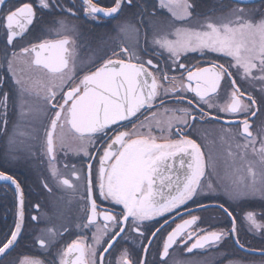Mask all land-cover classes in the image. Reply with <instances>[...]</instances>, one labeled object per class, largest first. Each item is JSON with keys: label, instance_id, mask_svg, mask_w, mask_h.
<instances>
[{"label": "snow or ice", "instance_id": "snow-or-ice-1", "mask_svg": "<svg viewBox=\"0 0 264 264\" xmlns=\"http://www.w3.org/2000/svg\"><path fill=\"white\" fill-rule=\"evenodd\" d=\"M158 2L161 9L171 13L174 23L186 25L188 20L194 18L195 4L189 0ZM237 2L245 3L247 0ZM125 6H134L133 0H111L109 6H102L97 0H82L83 13L96 20L101 15L115 18ZM37 7L51 11L59 5L55 0H37L36 7L27 0H13L11 3L10 0H0V29L4 32L5 44L13 49L5 55L4 60L6 70L13 77L20 106L31 112L25 97L33 96L51 112V116L45 113L49 121L44 130L45 152L52 164L50 179L58 186L75 188L72 179L64 177L54 166L57 128L62 130L58 137L62 147L63 129L67 126L80 144L75 151L83 152L89 161L98 159L99 163L95 180L91 162L84 165L82 199L85 208L82 223L76 225L82 230L95 228L91 236L92 243L88 244L86 239L74 240L60 253L59 264H106L104 254L111 255L110 250L129 234L143 238L141 243L145 256L133 260L128 250L123 249L115 258V264H147L146 254L149 249L143 245V240L148 238L142 229L147 228L152 237H157L167 227L168 220L165 219L159 227L146 222L173 213L189 201L196 203L200 197L220 198V194L212 195L216 192L213 185L205 184L202 180L206 175V164L200 144L189 133L181 132V128L191 129L198 122L209 119L222 121L225 116H231L234 118L233 123L242 126L240 135L246 142L236 145V156L241 167H236L234 172L239 174L243 171L246 175H238L237 179L224 187L222 195L226 202L257 195L264 198V123L257 133L251 131V118L259 111L257 101L237 83V79L256 81L262 85L260 90L264 92V17L254 22L246 18L243 7H235L231 9L233 18L221 23L205 19L198 25L172 26L167 31H159L153 26L154 21H148L153 32L152 54L158 51L156 58L161 59L162 64L154 63L153 58H144L151 55L148 48H144L142 56L134 49L121 47L120 51L126 59L104 60L94 71L78 77L75 64L77 54L68 36L57 41L43 40L14 50V42L18 38L22 39L35 26ZM61 11L76 15L73 8ZM140 15L139 22L143 23L144 15L155 17L156 12L142 9ZM56 23L64 32L69 30L65 21L58 20ZM118 28L121 33L131 29L139 36V29L129 24H121ZM144 35L147 44V32ZM192 53L201 56L221 55L230 58L231 62L225 66L209 60L204 67L188 66L181 62ZM16 63H26L30 69L47 72L50 79L42 81L31 77L20 78L14 67ZM169 72H179L180 76H169ZM234 72L238 75L234 76ZM4 83L5 79L0 75V87ZM225 85L228 88L226 100L219 104V93ZM189 94H192V100L188 99ZM8 101L9 93L5 91L0 95V108L5 117L0 124L4 131L8 123ZM168 104H183L187 107H167ZM205 108L209 111H205ZM161 109L163 119H160ZM212 110H216L219 115L213 116ZM142 116L143 120L140 119ZM152 124L155 130L170 135L154 136ZM172 134L178 138L173 139ZM96 138L102 141L99 147L93 144ZM8 145L13 157L16 153L29 151V146L18 140L15 132L9 137ZM87 145H92L100 155L94 157L87 151ZM249 152L252 158H249ZM70 176L79 182L82 170L72 165ZM0 180L11 181L18 194L14 228L0 240V256H4L19 243L23 235L24 192L20 182L7 172L0 171ZM43 187L48 192L52 191L47 181L43 182ZM97 199L120 207L114 214L112 208H101ZM208 206L217 207L230 217V228L210 232L199 229L197 222L200 218L189 213V219H182L167 232L159 253L161 264H167L166 258L173 245H183L191 253L193 249L232 238L237 245L244 247L240 244L237 219L232 212L223 204ZM33 207L42 210L39 203ZM199 207L202 209L206 206ZM31 219L38 221L41 217L33 215ZM244 219L251 228L264 229V223L257 221L256 213L249 211L244 214ZM194 225L197 227L193 228ZM67 230L65 227L64 231ZM42 231L51 239H39L41 247L50 246L55 242V237L61 235L55 227ZM193 237L195 242L189 246ZM152 242L148 240V244ZM73 253L76 254L74 260L69 258ZM261 254L264 255V250ZM16 264L43 262L24 255Z\"/></svg>", "mask_w": 264, "mask_h": 264}, {"label": "flooded vegetation", "instance_id": "flooded-vegetation-1", "mask_svg": "<svg viewBox=\"0 0 264 264\" xmlns=\"http://www.w3.org/2000/svg\"><path fill=\"white\" fill-rule=\"evenodd\" d=\"M11 2L13 0H10ZM27 2H32L34 7L37 6V0H27ZM55 2L59 7L51 11L37 7L38 19L35 26L22 39L18 38L14 42V50L18 51L21 47L39 43L43 40L57 41L64 38V36H68L72 41L71 47L75 49L77 54L75 56V64L78 77L94 71L104 60L126 59L125 55L120 51L121 47H128L130 50L134 49L142 56L144 55V48H148L151 55L144 58H153L154 63L162 64V60L156 58L158 51L152 54L151 38L153 32L150 30L148 21H154L153 26L159 31H167L172 26L198 25L204 22L205 19L221 23L233 18L231 9L235 7H243L246 18H251L254 22L264 17V0H247L245 3H238L237 0H189V2L195 4V11L194 18L188 20L186 25H182L180 22L174 23L171 13L167 9H161L158 0H133L134 6H125L123 11L115 18L101 15L98 20L83 13L82 0H55ZM97 2L102 6H109L111 0H97ZM67 8H73L76 15L73 16L66 11H61V9ZM142 9H146L148 12L155 11L156 16L144 15V22L141 23L139 21L141 20ZM58 20L65 21L69 30L64 32L61 26L56 23ZM121 24H129L139 29V36L131 29L121 33L118 28ZM145 32H147V44L145 43ZM138 39L139 44H137ZM12 50L5 44L4 32L0 29V75L5 79V83L0 87V95L5 91L9 93L7 130L4 131L2 124H0V171L7 172L8 175L15 177L20 182L24 192L25 213L23 235L19 243L7 255L0 257V264H16V261L24 255L38 258L43 264H59L60 253L74 240L80 238L86 239L88 244L92 243L91 236L95 228L82 230L77 228L76 225L82 223L85 208V202L82 199L84 195V165L91 162L95 180L99 163L98 159L89 161L83 152L75 151L79 149L80 144L74 139L67 126L63 129L64 146L62 147L58 139L62 130L57 128L54 166L64 177L72 179L75 188H62L50 179L52 164L49 162L45 152L44 130L49 123L45 113H47V116H51V112L43 105L42 101L33 96L25 97L27 105L32 111L29 112L28 108H21L13 77L6 70L4 60L5 55ZM209 60L218 61L225 64V66L231 62L230 58L221 55L201 56L199 53L189 54L181 62L188 66L198 65L204 67L206 66L205 62ZM14 67L20 78L31 77L33 80L42 81L50 79L49 73L30 69L26 63H16ZM168 75L179 77L180 73L169 72ZM233 75L236 76L238 74L234 72ZM237 83L241 89H247L256 98L259 111L250 121L252 124L251 131L255 134L258 132L260 125L264 123V92L260 90L262 85L256 81L243 79H237ZM227 91L228 88L225 85L219 93V104L225 102ZM188 99H193L192 94L188 95ZM166 106L187 107V105L183 104H168ZM159 111L161 112L160 119H163V110ZM205 111L209 110L205 108ZM145 115H148V113H145ZM212 115H219V113L216 110H212ZM4 118L3 109L0 108V122ZM140 119L143 120L144 117L142 116ZM233 120V117L225 116L222 121L209 119L205 122L196 123L191 129L181 128V132L189 133L191 138L200 144L206 164V175L202 180L205 184L211 183L216 189V192L212 195L220 194V198L200 197L197 198L196 203L189 201L173 213L166 214L164 217H156L154 221L146 222L149 225L154 224L155 227H159L160 224L164 223L165 219L168 220L167 227L157 237H152L147 228L142 229L148 238L143 240V245H146L149 249L146 254L147 264H161L159 253L162 250V244L167 232L171 231L182 219H189V213L200 218L197 222L199 229L210 232L230 228V217L219 208L208 206L218 203L223 204L236 217L237 235L240 244L244 247L237 245L232 238L222 240L216 244L205 245L203 248L193 249L191 253L187 252L183 245H173L169 250V257L166 258L167 264H234V262L235 264H264V255L261 254V251L264 250V229H253L249 226L247 220L244 219V214L251 211L256 213L258 222L264 223V198L257 195L239 200H227L226 202V198L222 195L223 189L219 185L221 184L220 181L226 180L229 174L235 175V179L238 178V175H246L243 171L239 174L233 171L236 167H241V162L236 156L238 151L236 145L246 142L243 136L240 135L242 126L238 123H233ZM163 126L161 125V127ZM175 126L179 127V125ZM152 127V134L156 137L170 135L168 132L155 130L154 124H152ZM14 132L17 134L18 140L29 146V151L16 153L13 157L9 152L8 140ZM172 138L176 139L178 137L172 134ZM158 142L163 141L158 140ZM100 143L102 141L99 138L93 141V144L97 147H99ZM87 151L94 157L100 155L94 150L92 145H87ZM230 152L232 155H229ZM249 158H252L250 152ZM234 159L235 164L233 163ZM66 165L68 167H65ZM72 165L82 170L79 182L70 176ZM177 167H179L178 164ZM44 181L48 182V186L52 189L51 192H48L43 187ZM205 192H207L206 187ZM36 203L42 205V210L34 209L33 205ZM97 204L101 208H112L114 214L120 207L114 206L110 202H102L101 199H97ZM200 205L206 207L201 209ZM17 210L18 194L15 185L11 181L0 180V240H3L5 235L14 228ZM44 213H47V215L44 216ZM33 215L41 217V219L33 221L31 219ZM49 227H55L61 235L56 236L55 242L50 246L41 247L38 242L39 239L43 238L46 241L51 239L47 233L42 231V229ZM65 227H67V231H64ZM196 227L195 225L193 226V228ZM142 239L129 234L125 240H121L114 249L110 250L111 255L108 253L104 254L106 264H115V258L123 249L128 250L133 260L144 257ZM148 240L153 242L148 244ZM194 242L195 237L189 241V246Z\"/></svg>", "mask_w": 264, "mask_h": 264}, {"label": "rangeland", "instance_id": "rangeland-1", "mask_svg": "<svg viewBox=\"0 0 264 264\" xmlns=\"http://www.w3.org/2000/svg\"><path fill=\"white\" fill-rule=\"evenodd\" d=\"M234 171V170H233ZM235 175H231V174H229L228 175V178L226 179V180H221L220 181V183L221 184H219L220 185V187L222 188V189H224V187L226 186V185H228L232 180H234L235 179Z\"/></svg>", "mask_w": 264, "mask_h": 264}, {"label": "water", "instance_id": "water-1", "mask_svg": "<svg viewBox=\"0 0 264 264\" xmlns=\"http://www.w3.org/2000/svg\"><path fill=\"white\" fill-rule=\"evenodd\" d=\"M176 167H177V165H176ZM177 168H178V167H177ZM75 256H76V254H75V253H73V254H72V256H71V257H69V258L74 260V259H75ZM0 257H1V256H0Z\"/></svg>", "mask_w": 264, "mask_h": 264}]
</instances>
